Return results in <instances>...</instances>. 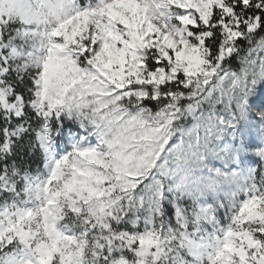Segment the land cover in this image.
<instances>
[{"label": "snow or ice", "instance_id": "6c2138e0", "mask_svg": "<svg viewBox=\"0 0 264 264\" xmlns=\"http://www.w3.org/2000/svg\"><path fill=\"white\" fill-rule=\"evenodd\" d=\"M0 264H264V0H0Z\"/></svg>", "mask_w": 264, "mask_h": 264}]
</instances>
